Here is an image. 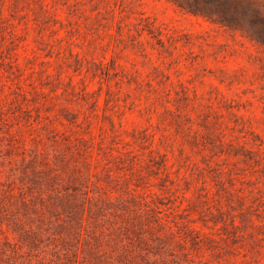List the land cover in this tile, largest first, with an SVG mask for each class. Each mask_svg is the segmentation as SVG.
<instances>
[{
	"label": "rangeland",
	"instance_id": "374dc122",
	"mask_svg": "<svg viewBox=\"0 0 264 264\" xmlns=\"http://www.w3.org/2000/svg\"><path fill=\"white\" fill-rule=\"evenodd\" d=\"M249 16L264 0H0V264H264Z\"/></svg>",
	"mask_w": 264,
	"mask_h": 264
},
{
	"label": "trees",
	"instance_id": "16d2710c",
	"mask_svg": "<svg viewBox=\"0 0 264 264\" xmlns=\"http://www.w3.org/2000/svg\"><path fill=\"white\" fill-rule=\"evenodd\" d=\"M178 7L185 9L186 12L191 13L195 16L200 15V12H198V10L197 11L194 10V8H192V6H190V8H184L183 6L178 5ZM243 16H245V14H243L242 17ZM211 21H213V20H211ZM230 21H233V20L222 19V20H219L216 22L223 24V23H228ZM234 22L238 23L239 21L234 20ZM246 22L249 24L251 30L255 33V35H257V37H259L261 39V41H263L262 43H264V18L257 17V16H249L246 18Z\"/></svg>",
	"mask_w": 264,
	"mask_h": 264
}]
</instances>
